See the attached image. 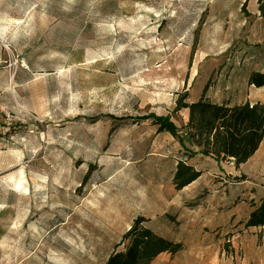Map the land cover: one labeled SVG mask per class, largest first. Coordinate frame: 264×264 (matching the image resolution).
<instances>
[{
  "label": "rangeland",
  "instance_id": "obj_1",
  "mask_svg": "<svg viewBox=\"0 0 264 264\" xmlns=\"http://www.w3.org/2000/svg\"><path fill=\"white\" fill-rule=\"evenodd\" d=\"M257 8V0H0L10 116L0 113V264H105L139 215L183 246L151 264H264V228L218 219L238 194L235 181L250 191L247 207L264 196V145L224 189L200 191L205 175L177 190V163L191 157L142 119L184 130L180 100H264L248 85L264 69Z\"/></svg>",
  "mask_w": 264,
  "mask_h": 264
},
{
  "label": "trees",
  "instance_id": "obj_2",
  "mask_svg": "<svg viewBox=\"0 0 264 264\" xmlns=\"http://www.w3.org/2000/svg\"><path fill=\"white\" fill-rule=\"evenodd\" d=\"M260 18L264 20V0H257ZM250 86L264 87V70L253 72L248 79ZM178 109L188 111V122L184 130L166 118L154 116L152 119L158 127V133L168 132L186 150L188 157L194 156L187 144L199 149L197 154L210 157L216 161L233 160L237 165L247 163L259 150L264 141V105L260 102L231 105L211 103L204 98L186 104L180 100ZM189 157V158H190ZM189 159L177 163L174 185L182 190L195 182L202 175L188 163ZM252 211L244 223L246 228H264V196L259 203L253 202ZM147 220L137 216L124 235V250H115L105 264H151L164 253L177 254L183 248L181 243L159 235L145 226Z\"/></svg>",
  "mask_w": 264,
  "mask_h": 264
},
{
  "label": "crops",
  "instance_id": "obj_3",
  "mask_svg": "<svg viewBox=\"0 0 264 264\" xmlns=\"http://www.w3.org/2000/svg\"><path fill=\"white\" fill-rule=\"evenodd\" d=\"M257 14L260 17V13L258 11V8H257ZM260 19H262V18H260ZM263 70H261V71H263ZM255 71H259V70H255ZM249 87H250V90H253L254 89V90L257 91V93L258 92L264 93V87L257 88L255 86H250V85H249ZM253 100H251L250 97H248L243 102V104H245L247 102H249L251 104L260 102V103H262L264 105V100L262 98H254ZM229 101L230 100H227L226 102H229ZM230 104L232 106L233 105H236L233 102H230ZM263 145H264V141L261 144L259 150L256 152V154L253 157H251L249 159V161H247V163L242 164V165H237L235 162H231L233 160H226V161L218 162V161H216V160H214V159H212L210 157H204V156H202L200 154H197V152L199 151L198 148H196V147L193 148L192 146H190V145L187 144L186 146L188 147V149L190 151L196 153V154H194V156L191 159H189L188 163L191 166H193L196 171H199L202 174L199 177V179H197L195 182L203 179L205 175H208L205 178L206 180L204 182V186L200 189V191L203 192L205 190H208L210 192H215V191H219V190L224 189L225 188V185H227V184L231 185L230 183L233 181V178L232 177H227V175H233V177L236 178L235 175H238V173L235 172V170L236 169H238V170L246 169L247 168V165H249V163H251L254 159H256V157L260 154ZM207 161L213 162L217 166L210 165L209 167L203 168L201 166V164L202 163H205ZM231 163H235L234 166H230ZM228 181H230V183ZM195 182H193L192 184H194ZM235 182H237V183L234 186V188H235L236 191H238V194L235 196V198L233 200H230V201L227 202L230 205L227 206V209H225L223 215L221 214L218 217V219L220 220L223 217V219H228V222L233 223V224L236 225V224H244L246 222V220L248 219V217H249V215H250V213L252 211V208L249 206V204H248L249 207H247V203H248L247 202V197L248 196H246V195L250 191L247 192L248 188H245L244 186H242V184H243V181L242 180H237ZM244 205H245V208L246 209H245L244 212H242L241 210L244 207Z\"/></svg>",
  "mask_w": 264,
  "mask_h": 264
},
{
  "label": "built area",
  "instance_id": "obj_4",
  "mask_svg": "<svg viewBox=\"0 0 264 264\" xmlns=\"http://www.w3.org/2000/svg\"><path fill=\"white\" fill-rule=\"evenodd\" d=\"M11 82H12V79H11ZM1 98H2V91L0 88V113H4L9 118L10 116H9L8 112H5V109L2 106ZM231 162H234V161H231ZM231 165H234V163H231Z\"/></svg>",
  "mask_w": 264,
  "mask_h": 264
},
{
  "label": "bare ground",
  "instance_id": "obj_5",
  "mask_svg": "<svg viewBox=\"0 0 264 264\" xmlns=\"http://www.w3.org/2000/svg\"><path fill=\"white\" fill-rule=\"evenodd\" d=\"M18 185H20V184H18Z\"/></svg>",
  "mask_w": 264,
  "mask_h": 264
}]
</instances>
